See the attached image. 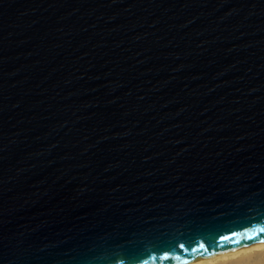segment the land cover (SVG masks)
I'll return each mask as SVG.
<instances>
[{"label":"water","instance_id":"95a60500","mask_svg":"<svg viewBox=\"0 0 264 264\" xmlns=\"http://www.w3.org/2000/svg\"><path fill=\"white\" fill-rule=\"evenodd\" d=\"M261 229L264 0H0V264H195Z\"/></svg>","mask_w":264,"mask_h":264},{"label":"bare ground","instance_id":"6f19581e","mask_svg":"<svg viewBox=\"0 0 264 264\" xmlns=\"http://www.w3.org/2000/svg\"><path fill=\"white\" fill-rule=\"evenodd\" d=\"M195 264H264V244L253 246L241 253Z\"/></svg>","mask_w":264,"mask_h":264},{"label":"snow or ice","instance_id":"6c2138e0","mask_svg":"<svg viewBox=\"0 0 264 264\" xmlns=\"http://www.w3.org/2000/svg\"><path fill=\"white\" fill-rule=\"evenodd\" d=\"M261 231H264V229H261ZM225 239H227V237H225ZM184 247H185V246H184L183 244H180V249H184ZM200 247L203 248L204 245L201 244ZM193 251H195V249H193ZM171 258H172V253H171L170 251H164V252H162V253L159 255V257H157L155 254H153V255L150 257V259L153 261V264H155V261H156L157 259H159V260H161V261H167V260H170ZM176 258L179 259L180 257L177 256ZM119 264H125V261L121 260V261L119 262ZM141 264H149V262H148V260H144V261L141 262Z\"/></svg>","mask_w":264,"mask_h":264}]
</instances>
